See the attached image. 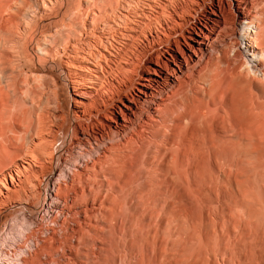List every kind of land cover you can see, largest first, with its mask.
I'll return each mask as SVG.
<instances>
[{"label": "bare ground", "instance_id": "6f19581e", "mask_svg": "<svg viewBox=\"0 0 264 264\" xmlns=\"http://www.w3.org/2000/svg\"><path fill=\"white\" fill-rule=\"evenodd\" d=\"M103 1L0 0V115H9L18 102L28 108L12 112L15 122L0 132L8 142H0V219L4 212L24 210L19 219L30 226L21 247L24 258L52 237L47 228L29 237L38 225L32 227L37 220L26 207L43 192V207L58 205L62 184L75 175L65 167L69 159L57 152L62 139V152L75 154L80 148V156L95 153L88 161L115 158L121 163L125 150L115 154L114 148L150 122L166 119L169 96L178 95V104L186 108L193 105L189 87L204 62L208 68L226 64L232 72V100L221 106L243 124L257 129L264 124V88L251 82L264 81V0H226L228 11L222 0H116L115 5L108 0L113 6L103 5L98 12L89 6ZM191 18L196 26H190ZM227 48L230 57L224 54ZM44 56L65 76L69 109L60 101L56 80L50 85L52 99L29 95L35 92L30 74L37 75L35 62ZM201 101L215 103L206 95ZM15 139L23 141L11 150ZM222 140L235 144L240 158L255 159L244 136ZM262 198L260 206L246 209L247 216L264 220ZM12 225L10 220L0 232V264H22L21 256L3 246L6 227Z\"/></svg>", "mask_w": 264, "mask_h": 264}, {"label": "rangeland", "instance_id": "374dc122", "mask_svg": "<svg viewBox=\"0 0 264 264\" xmlns=\"http://www.w3.org/2000/svg\"><path fill=\"white\" fill-rule=\"evenodd\" d=\"M106 1L89 6L98 12L103 5L116 4V0ZM222 4L228 11L229 3L222 0ZM189 24L197 22L191 18ZM228 50L224 54L230 57ZM52 60L44 56L35 62L37 75L30 74L35 92L29 95L52 99L50 85L56 80L60 101L69 109L71 91ZM202 64L189 87L195 103L186 108L178 104V95L169 96L166 119L150 122L123 147L114 148L115 154L125 150L121 163L115 158L88 161L95 153L80 156V148L75 154L62 152V139L57 152L69 159L65 167L75 175L62 184L58 205L43 207V192L26 207L37 220L32 227L38 225L29 237L41 236L44 228L52 231V237L25 260L21 247L30 226L19 219L24 210H11L0 219V232L13 220L5 230L4 248L21 256L22 264H264V220L246 213L263 200L264 124L258 131L253 123L243 124L223 108V100H232V72L223 63L213 68ZM251 80L264 88V81ZM205 95L215 103L203 104ZM22 109L28 108L18 102L9 115H0V132L15 122L11 113H22ZM233 134L250 142L254 160L240 158L235 144L222 140ZM22 141L13 140L9 148L19 147ZM0 142L8 144L1 136ZM79 158H84L83 163H78Z\"/></svg>", "mask_w": 264, "mask_h": 264}]
</instances>
